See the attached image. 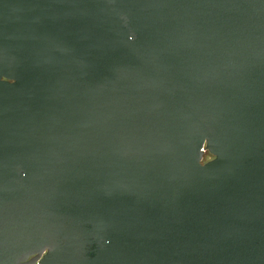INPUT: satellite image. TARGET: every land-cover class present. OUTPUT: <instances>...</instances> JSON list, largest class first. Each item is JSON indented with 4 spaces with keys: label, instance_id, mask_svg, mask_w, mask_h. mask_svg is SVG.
I'll list each match as a JSON object with an SVG mask.
<instances>
[{
    "label": "water",
    "instance_id": "1",
    "mask_svg": "<svg viewBox=\"0 0 264 264\" xmlns=\"http://www.w3.org/2000/svg\"><path fill=\"white\" fill-rule=\"evenodd\" d=\"M0 264H264V0H0Z\"/></svg>",
    "mask_w": 264,
    "mask_h": 264
},
{
    "label": "rangeland",
    "instance_id": "2",
    "mask_svg": "<svg viewBox=\"0 0 264 264\" xmlns=\"http://www.w3.org/2000/svg\"><path fill=\"white\" fill-rule=\"evenodd\" d=\"M211 158H212V155H211V154L207 153V154L205 155V160H208V159H211Z\"/></svg>",
    "mask_w": 264,
    "mask_h": 264
}]
</instances>
